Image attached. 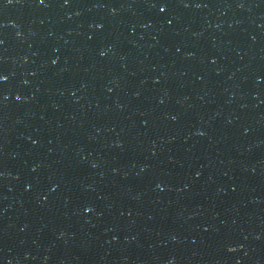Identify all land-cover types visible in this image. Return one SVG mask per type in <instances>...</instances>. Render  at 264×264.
I'll use <instances>...</instances> for the list:
<instances>
[{
  "label": "water",
  "instance_id": "water-1",
  "mask_svg": "<svg viewBox=\"0 0 264 264\" xmlns=\"http://www.w3.org/2000/svg\"><path fill=\"white\" fill-rule=\"evenodd\" d=\"M0 0V264H264V0Z\"/></svg>",
  "mask_w": 264,
  "mask_h": 264
},
{
  "label": "snow or ice",
  "instance_id": "snow-or-ice-1",
  "mask_svg": "<svg viewBox=\"0 0 264 264\" xmlns=\"http://www.w3.org/2000/svg\"><path fill=\"white\" fill-rule=\"evenodd\" d=\"M40 2L42 3L43 0H40ZM65 2H67V0H65ZM161 4H162V6L160 7V11L163 12L168 7L167 0H161ZM3 79H5V77L0 76V80H3Z\"/></svg>",
  "mask_w": 264,
  "mask_h": 264
}]
</instances>
